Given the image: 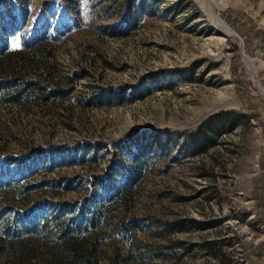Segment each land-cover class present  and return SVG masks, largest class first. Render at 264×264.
I'll use <instances>...</instances> for the list:
<instances>
[{
  "label": "rangeland",
  "instance_id": "374dc122",
  "mask_svg": "<svg viewBox=\"0 0 264 264\" xmlns=\"http://www.w3.org/2000/svg\"><path fill=\"white\" fill-rule=\"evenodd\" d=\"M0 60V264H264V0H0Z\"/></svg>",
  "mask_w": 264,
  "mask_h": 264
},
{
  "label": "trees",
  "instance_id": "16d2710c",
  "mask_svg": "<svg viewBox=\"0 0 264 264\" xmlns=\"http://www.w3.org/2000/svg\"><path fill=\"white\" fill-rule=\"evenodd\" d=\"M8 58H10L8 56ZM7 58V59H8ZM4 61L0 60V100L2 101H11L17 100L20 101V95H14L12 92L14 85L16 84L14 81H3L2 74L4 73ZM24 90V87H23ZM224 116V113L215 115L209 118V123L206 122L205 124H210L211 121H214L217 118H221ZM211 131H209V135H206L203 138L202 143L200 144V151H205L206 149L214 146L216 144L217 136L221 134V131H217L212 126L210 127ZM133 165L131 170L126 176V182L121 188V195L124 197L130 196L132 193L133 188L138 185L140 176L147 168L148 161H149V154L146 153H137L133 158ZM102 209L97 208L96 211L91 212L88 224L84 228L83 225L78 224L75 227L68 225H63L62 230V242L64 243V252L76 263L82 264H95L93 257L97 250V243L95 239L92 237H85L81 235L84 231L90 230V228H96L98 226L99 220H101ZM125 229L128 232H132V228L124 225ZM80 236V237H79Z\"/></svg>",
  "mask_w": 264,
  "mask_h": 264
},
{
  "label": "bare ground",
  "instance_id": "6f19581e",
  "mask_svg": "<svg viewBox=\"0 0 264 264\" xmlns=\"http://www.w3.org/2000/svg\"><path fill=\"white\" fill-rule=\"evenodd\" d=\"M217 22L219 23V25L224 28L226 31H228L229 33H232V31L225 25V23L223 22V20L218 16L216 15L215 16Z\"/></svg>",
  "mask_w": 264,
  "mask_h": 264
}]
</instances>
